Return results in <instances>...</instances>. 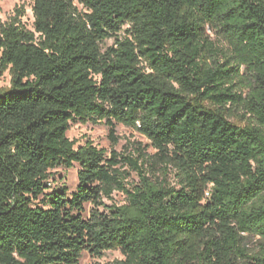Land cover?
Masks as SVG:
<instances>
[{
	"label": "trees",
	"instance_id": "trees-1",
	"mask_svg": "<svg viewBox=\"0 0 264 264\" xmlns=\"http://www.w3.org/2000/svg\"><path fill=\"white\" fill-rule=\"evenodd\" d=\"M77 1L0 25V264H264V0ZM72 123L154 153L74 148Z\"/></svg>",
	"mask_w": 264,
	"mask_h": 264
},
{
	"label": "rangeland",
	"instance_id": "rangeland-1",
	"mask_svg": "<svg viewBox=\"0 0 264 264\" xmlns=\"http://www.w3.org/2000/svg\"><path fill=\"white\" fill-rule=\"evenodd\" d=\"M75 5L79 10L82 9V6L78 4L77 0H74ZM33 0H0V25L8 22L10 19L16 17L19 22L29 31H33V14H32ZM127 26L124 27V29ZM212 40L216 38L214 35L210 34ZM218 39V38H217ZM223 45L225 44L221 37L218 40ZM113 43V40L105 41L101 44L102 50L110 47ZM221 44V45H222ZM10 86V76L8 71H6L0 77V89L7 88ZM231 122H234L238 126H242L244 123L239 120L238 116L231 118ZM115 132L118 137L117 144L111 146L108 140V129L103 124H80L72 123L70 124L69 130L66 133V136L69 140L74 142V148L85 145L87 142H91L93 146L98 149L106 150V155L108 156L110 151L113 149L122 154L135 155L134 149L137 147V144L140 143L147 153H154V150L149 146V141L138 134L135 130L125 127L121 124L115 126ZM78 167L74 166L71 169L57 168L50 171V188H62L67 189L68 195H71L75 192L77 186V173ZM123 170H128L127 167ZM129 171V170H128ZM130 172V171H129ZM171 177V176H170ZM136 175L133 172H130L128 182H135ZM172 180V177L170 178ZM125 201V197L120 193H114L111 201H106L107 204L111 202L121 205ZM86 210L89 209V205L85 206ZM123 256L117 250L107 251L103 253L101 257H92L87 253H83L77 264H108L116 260H123Z\"/></svg>",
	"mask_w": 264,
	"mask_h": 264
}]
</instances>
